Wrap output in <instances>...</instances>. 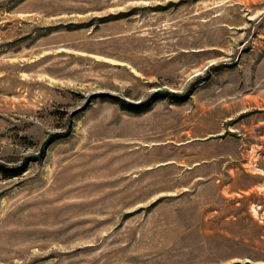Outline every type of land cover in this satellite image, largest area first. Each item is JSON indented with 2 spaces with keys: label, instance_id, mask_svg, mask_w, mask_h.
Instances as JSON below:
<instances>
[{
  "label": "rangeland",
  "instance_id": "1",
  "mask_svg": "<svg viewBox=\"0 0 264 264\" xmlns=\"http://www.w3.org/2000/svg\"><path fill=\"white\" fill-rule=\"evenodd\" d=\"M0 264H264V0H0Z\"/></svg>",
  "mask_w": 264,
  "mask_h": 264
},
{
  "label": "trees",
  "instance_id": "2",
  "mask_svg": "<svg viewBox=\"0 0 264 264\" xmlns=\"http://www.w3.org/2000/svg\"><path fill=\"white\" fill-rule=\"evenodd\" d=\"M124 108H126V107H124ZM126 109H128V111H130V112H134V113H142L143 111H144V109L143 108H140V106H138V105H134L133 107H128V108H126ZM9 169H6V168H4L2 171L3 172H7L6 173V175L8 176V177H13V176H17V175H20L22 172H24L25 171V169H16V170H12L11 169V171H8Z\"/></svg>",
  "mask_w": 264,
  "mask_h": 264
},
{
  "label": "bare ground",
  "instance_id": "3",
  "mask_svg": "<svg viewBox=\"0 0 264 264\" xmlns=\"http://www.w3.org/2000/svg\"><path fill=\"white\" fill-rule=\"evenodd\" d=\"M75 160H76V159H75ZM80 160H81V159H80ZM72 161H73V160H72ZM70 163H71V161H70ZM70 163H69V164H70ZM73 163H75V161H74ZM44 192H47V191H44ZM44 192H43V193H44ZM40 196H42V195H40Z\"/></svg>",
  "mask_w": 264,
  "mask_h": 264
}]
</instances>
